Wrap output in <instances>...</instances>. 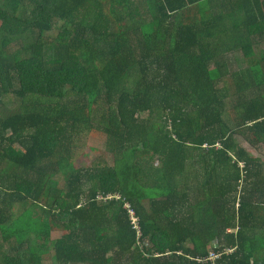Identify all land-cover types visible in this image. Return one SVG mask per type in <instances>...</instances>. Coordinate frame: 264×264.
Segmentation results:
<instances>
[{
    "label": "trees",
    "instance_id": "trees-1",
    "mask_svg": "<svg viewBox=\"0 0 264 264\" xmlns=\"http://www.w3.org/2000/svg\"><path fill=\"white\" fill-rule=\"evenodd\" d=\"M242 138L264 0H0V264H264Z\"/></svg>",
    "mask_w": 264,
    "mask_h": 264
},
{
    "label": "rangeland",
    "instance_id": "rangeland-1",
    "mask_svg": "<svg viewBox=\"0 0 264 264\" xmlns=\"http://www.w3.org/2000/svg\"><path fill=\"white\" fill-rule=\"evenodd\" d=\"M245 63H238L237 67L244 66ZM241 144L244 145L254 156H260L264 160V151L257 150L254 146L250 145L243 138L240 140ZM92 147L95 149L92 150ZM106 153V134L104 132L94 133L91 137H89L88 145L85 148L83 154H80V157L76 160L77 166L79 165H91L92 161L99 154ZM140 228V227H139ZM55 236H61V233H55ZM141 235V231H140Z\"/></svg>",
    "mask_w": 264,
    "mask_h": 264
},
{
    "label": "bare ground",
    "instance_id": "bare-ground-1",
    "mask_svg": "<svg viewBox=\"0 0 264 264\" xmlns=\"http://www.w3.org/2000/svg\"><path fill=\"white\" fill-rule=\"evenodd\" d=\"M135 221H136V219H135ZM137 222H138V220H137ZM217 257H218V255H213V257L211 259H216Z\"/></svg>",
    "mask_w": 264,
    "mask_h": 264
},
{
    "label": "built area",
    "instance_id": "built-area-1",
    "mask_svg": "<svg viewBox=\"0 0 264 264\" xmlns=\"http://www.w3.org/2000/svg\"><path fill=\"white\" fill-rule=\"evenodd\" d=\"M136 222H137V220H136Z\"/></svg>",
    "mask_w": 264,
    "mask_h": 264
}]
</instances>
